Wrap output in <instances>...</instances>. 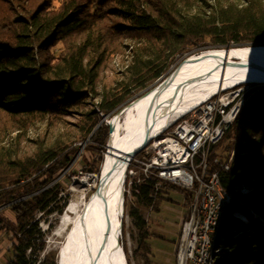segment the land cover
<instances>
[{"label":"trees","instance_id":"trees-1","mask_svg":"<svg viewBox=\"0 0 264 264\" xmlns=\"http://www.w3.org/2000/svg\"><path fill=\"white\" fill-rule=\"evenodd\" d=\"M260 44L264 0H0V233L10 242L0 264H58L55 255H43L41 222L63 214V198L52 202L79 146L88 142L102 160L109 135L105 117L195 49ZM115 55L126 58L122 75L101 86ZM249 85L241 113L210 158L226 163L235 152L230 171L221 170L233 201L221 224L224 260L217 264H264V85ZM42 123L45 131L31 138ZM249 183L254 190L241 195L238 189ZM47 187L54 199L38 208L36 193ZM139 189L129 215L145 264H155L145 212L161 211L180 188L165 184L156 191L151 182Z\"/></svg>","mask_w":264,"mask_h":264},{"label":"bare ground","instance_id":"bare-ground-1","mask_svg":"<svg viewBox=\"0 0 264 264\" xmlns=\"http://www.w3.org/2000/svg\"><path fill=\"white\" fill-rule=\"evenodd\" d=\"M207 54L195 55L183 61L172 80L159 89L156 114L153 113L155 99L146 93L127 107L122 118L110 119L114 126L110 138L111 150L106 154L101 171L105 175L113 168L112 175L102 186L101 193L94 197V192L90 197L87 195V191L92 188L89 179L83 177L77 181V187L73 190L78 195L61 217V230L65 234V240L60 248V264H82V259L84 264H128L121 243L125 218L124 182L128 163L121 159L141 146L148 120L151 128L147 141L168 128L172 121L221 92L236 87L240 81H264V71L245 61L227 59L224 51L217 53L219 56L216 57ZM232 54L249 56L264 64V49L234 50ZM245 103L246 100L238 107L233 122ZM230 169L231 164L229 171ZM98 179L100 180V175ZM94 187L98 188V184ZM244 188L245 186L242 191ZM232 201L233 198H230L227 206ZM85 210L82 222L76 227L77 220ZM224 214L225 211L212 228L209 246L206 248L208 264H217L224 253L225 238L221 233ZM233 216L247 220L238 212H234Z\"/></svg>","mask_w":264,"mask_h":264},{"label":"built area","instance_id":"built-area-1","mask_svg":"<svg viewBox=\"0 0 264 264\" xmlns=\"http://www.w3.org/2000/svg\"><path fill=\"white\" fill-rule=\"evenodd\" d=\"M235 90L236 87L223 91L172 121L147 141L127 167L124 204L126 194L135 200L140 186L151 182L156 191L167 183L190 196L186 199L190 213L183 221L176 246L178 264H208L206 248L214 222L233 198L222 184L221 170L229 171L235 152L226 163L218 157L212 163L210 158L230 130L238 107L246 100L241 92L222 96ZM213 164H220V170H211Z\"/></svg>","mask_w":264,"mask_h":264},{"label":"rangeland","instance_id":"rangeland-1","mask_svg":"<svg viewBox=\"0 0 264 264\" xmlns=\"http://www.w3.org/2000/svg\"><path fill=\"white\" fill-rule=\"evenodd\" d=\"M208 48H211V46L198 48L192 52H199ZM125 59V57H121L118 55H115L112 58V62H110L107 68V72L102 79L101 86H109L112 81H115L121 77L124 70L123 63ZM182 59L180 61H182ZM250 90L251 86L248 84L246 86L238 88L235 91L226 92L222 94V96H230L240 92L241 94H243L244 92ZM108 119H111V117H105V121L103 122L107 124L109 121ZM71 122H75L74 119H71ZM46 125L47 124L42 123L39 125V127L33 130L31 138H36L38 134H41L43 131H45ZM88 145L89 144L87 142L79 146L76 157L74 158L72 163L64 171H62L61 175L59 176L58 180H61L63 187L58 199H54V192L50 190L49 187L36 193L39 195L36 196L34 200L38 208L51 203L53 199L54 201L52 202V205H56V203L62 197V201L57 204H66V208L63 212L64 214L69 204L74 200L75 196L78 195V192L74 191L73 188L77 187V181L83 177L89 179L90 187H92L89 191H87L88 197H90L91 194L95 191L96 187L94 186L99 183L98 175L101 172L102 165L107 153V142L105 144V151L103 152L102 160L96 152L94 153L93 151L88 150ZM84 161H86L87 163L85 164ZM87 167L88 169L94 168V173H89ZM165 184L167 183H164L162 187H164ZM169 197L172 201L163 203L161 211L151 212L150 210H147L145 212V217L148 222L147 228L149 233L151 234V237L149 239L151 250L150 258L153 259L155 264H178L176 257V246L179 240L183 221L190 213V209H188L186 205V193L183 190H172ZM242 201L243 203H245L244 200ZM134 203H136V200H132V198L126 194L124 204L125 218L123 223V236L121 239V243L124 247V252L126 254L128 264H145L143 259L144 257L142 256V254H145V251L139 249L141 236L134 224L132 217H130L128 210L129 205H132ZM41 215L42 214H40V216ZM62 215L55 213L51 216L44 217L43 221L41 222V228L45 233V239L47 242V247L43 255L47 253L53 254L56 257L57 262L59 261L60 248L65 240V234H63L61 230ZM6 217L10 220H14V217L10 212L5 213V218ZM9 244L10 242L7 236H5L4 233H0V262L3 261L4 253L7 250ZM136 250H138L137 257L135 255ZM227 258L230 259L231 256H228ZM219 260L223 261L224 257L220 256Z\"/></svg>","mask_w":264,"mask_h":264},{"label":"water","instance_id":"water-1","mask_svg":"<svg viewBox=\"0 0 264 264\" xmlns=\"http://www.w3.org/2000/svg\"><path fill=\"white\" fill-rule=\"evenodd\" d=\"M242 49H264V44H260V45H253V46H243V47H239V46H236V45H229L225 48H222V47H211V48H208V49H205L203 51H199V52H191L189 54H187L183 59L182 61H180L176 66H174L170 72L164 76L162 79H160L158 82H156L150 89H148L144 94L146 93H149L152 95V97L155 99V104H154V110H153V113L156 114L157 110H158V91L161 87H164L166 86L173 78L174 76V73L175 71H177L179 68L182 67V64H183V61H186L188 59H190L192 56H195V55H201L203 53H208L207 55L209 56H212V57H216V56H219V52L221 51H224L226 52L227 54V59H230L232 58L233 60H241V61H245L249 64H251L252 66L258 68V69H261L262 71H264V64L255 60V59H252L250 58L249 56H239V55H235V54H232V51L234 50H242ZM226 58V56H224ZM248 84H257V85H264V81H259V80H243V81H240L238 83L237 86L239 85H248ZM137 99V98H136ZM135 100V99H134ZM133 100V101H134ZM131 101L130 103L126 104L124 107H122L113 117H111V119L113 118H122V116L124 115V113L126 112V109L127 107L133 102ZM109 118V117H108ZM108 123L107 125L109 126V135H108V140H107V153L106 154H109L110 153V150H111V147H110V138H111V135L113 134L114 132V126L111 124L110 122V119H108ZM105 121V120H104ZM150 120H148V128H147V131L142 139V144L141 146L131 152V153H127L123 156V158L121 159V161H125L127 162L128 164L130 163V161L135 157L137 156L140 151L143 149V147L145 146V144L147 143V136L150 132ZM103 171L100 172V180H99V183H98V188L95 189L94 193H93V197L94 196H98L100 193H101V188L102 186L104 185V183L110 178V176L112 175V172H113V168L110 169L105 175L102 173ZM243 186H245V188L243 189V191L241 190L243 188ZM241 188L238 189V191L240 192L241 195H245V194H248L249 192L253 191L254 190V185L253 184H246V185H243ZM247 191V192H245ZM92 197V198H93ZM85 213H86V210L84 211L83 215L77 220L76 222V227L80 225V223L82 222L84 216H85ZM60 258V256H59ZM58 264H60V262L58 261ZM82 264H84V260L82 259Z\"/></svg>","mask_w":264,"mask_h":264}]
</instances>
